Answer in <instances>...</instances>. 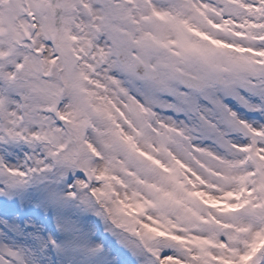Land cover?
Wrapping results in <instances>:
<instances>
[{
	"label": "snow or ice",
	"instance_id": "snow-or-ice-1",
	"mask_svg": "<svg viewBox=\"0 0 264 264\" xmlns=\"http://www.w3.org/2000/svg\"><path fill=\"white\" fill-rule=\"evenodd\" d=\"M0 264H264V0H0Z\"/></svg>",
	"mask_w": 264,
	"mask_h": 264
}]
</instances>
